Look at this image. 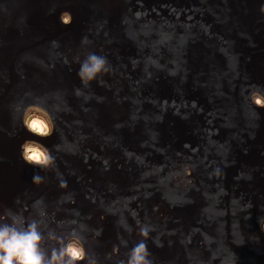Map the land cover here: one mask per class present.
Listing matches in <instances>:
<instances>
[{"label":"water","instance_id":"water-1","mask_svg":"<svg viewBox=\"0 0 264 264\" xmlns=\"http://www.w3.org/2000/svg\"><path fill=\"white\" fill-rule=\"evenodd\" d=\"M64 1L72 5L67 26L58 13ZM223 1L0 0V216L11 209L43 219L58 235L76 229L98 264L126 260L143 239V225L151 226L145 243L153 264H264V220L258 222L264 217V107L250 98L255 86L264 91V0ZM129 17L140 28L133 21L127 25ZM155 30L159 42L151 38ZM89 53L106 57L111 70L85 86L77 73ZM167 86L175 90L168 97ZM143 93L152 95L148 109ZM30 104L47 109L55 124L52 136L41 139L24 129L23 111ZM227 105L238 109V125L249 135H237L241 154H250L240 159L239 182L253 189L248 201L238 198L242 185L230 180L215 186L206 172L212 169L209 151L232 150L234 139L222 138L214 122L219 111L230 113ZM187 120L199 128L187 132ZM26 139L51 150L53 168L42 170L21 158ZM136 139L138 146L132 144ZM129 148L140 156L134 173H126L132 166H118ZM200 161L208 164L203 171ZM37 173L44 178L40 184L33 182ZM224 184H233L230 196L240 200L236 210L254 207L251 218L209 208L224 202L203 197L204 188L223 190Z\"/></svg>","mask_w":264,"mask_h":264},{"label":"clouds","instance_id":"clouds-1","mask_svg":"<svg viewBox=\"0 0 264 264\" xmlns=\"http://www.w3.org/2000/svg\"><path fill=\"white\" fill-rule=\"evenodd\" d=\"M261 11L264 12V6ZM60 22L70 25L73 16L70 11L60 13ZM86 39V38H85ZM51 43L58 46V41ZM111 70L106 57L95 53H89L80 62L78 77L80 81L88 86L98 76L107 74ZM75 94L79 96L81 90L75 89ZM250 98L258 107H264V91L260 86H255L250 92ZM22 125L31 136L48 138L55 131V124L47 111L40 104H30L22 116ZM54 147H59L55 145ZM21 158L29 165L44 169L54 167L55 158L51 150L37 140L26 139L21 144ZM43 177L37 173L33 176V182L40 184ZM61 187H66V182H61ZM39 215L44 217L46 212L41 210ZM86 226L81 224L80 228ZM43 219L28 218L21 212H13L11 209L5 211L0 216V264H98L94 255L90 256L84 247V237L80 231L71 230L67 235H58L54 230L47 229ZM151 230L150 225H143L139 229L143 237L127 253L126 260H120L119 264H153L150 259L151 253L145 243ZM131 231V229H129ZM102 229L95 231L99 236ZM49 242H53L49 244ZM159 245V241H156ZM122 244L127 246V241L122 240Z\"/></svg>","mask_w":264,"mask_h":264},{"label":"bare ground","instance_id":"bare-ground-1","mask_svg":"<svg viewBox=\"0 0 264 264\" xmlns=\"http://www.w3.org/2000/svg\"><path fill=\"white\" fill-rule=\"evenodd\" d=\"M106 2L111 3L112 0H106ZM223 2L225 3L227 1L224 0ZM224 3L220 2V4H218L217 8L219 9V7H220L222 9ZM65 10L70 11L72 13V5H71V3L65 2V1L62 2L60 4L59 8H58L59 15H60V13L62 11H65ZM133 11L134 10H130L129 13H135ZM198 11L199 12L201 11V8L200 7L198 8ZM124 13H127V12H124ZM151 13H156V12L154 10H152ZM124 19H125V17H124ZM129 21H133L134 23L137 22L135 24L133 23L134 26H133V24H130L131 27L132 26L134 27V29L140 28L139 21H137L136 18H133V19H132V17L127 18V20H126L127 25H129L128 24ZM214 22H216V21H214ZM140 24H141V22H140ZM125 26H124L123 29L120 30L121 32L124 31ZM146 26L147 25L145 24L141 28H144L143 30H146L147 29ZM148 32H150V30ZM181 33H183V31ZM150 35H152L151 38L153 37L157 42H159V40L157 39L158 38V34L156 33V30L153 31L152 34L150 33ZM183 35L185 36V33H183ZM136 36L139 37L140 34L139 33H136L135 35H133V37H135V38H136ZM141 45L142 46H145L144 43H141ZM159 54L162 57L163 56L162 54H164V51L163 52L162 51L159 52ZM167 54H168V56L170 58L169 51H168ZM229 58H227V60ZM145 59H143V60L146 61ZM184 59H186V57H184ZM209 66H212V65H210V63H209ZM152 72L153 73H151V74H154L155 73V71H152ZM183 75H184V82H185V84H187V85L191 84L189 82V81H191L190 80L191 78L187 77L185 74H183ZM210 82L211 83H214V84H218L219 83L217 80H211ZM205 85H206V82H205ZM206 86H209L210 87V85H206ZM19 90H20V88H19ZM172 92H175L174 88H171V87L167 86L166 87V90H165V92H163V94L166 97H168V96H170L172 94ZM217 95L221 96L219 93ZM142 97H143V100H144L143 101V106H144L143 109H148L149 108L148 107L149 106L148 105V102H149V100H151L152 95H147L146 96L143 93V96ZM208 100H209L210 103H214V100L213 99L212 100L208 99ZM89 105H90V103H89ZM91 106L92 105H90L89 107L91 108ZM227 107L230 109V113H226V114H224L222 116L221 115V112L219 111L217 113L216 120L214 118V122L217 123L216 127H217L218 130L221 131L222 138L228 139V142H230V140L232 141L234 139L232 141V143H231V146H232L231 153H228V151H226V150H223L222 153H220V151H218V150H216V151L212 150V151H209L208 152V153H210V160L208 161V164H209L210 167H212V169L211 170H207L206 172L208 174H210V175H213L212 176V179L215 182V186H217V185L219 186L220 183H222V182L224 183L225 181H227V182L233 181L234 183L240 184L239 182H241V176L244 173V172H241L240 171V168H242L241 167V164H240V159L245 157V159L247 160L248 157L250 156V154H246V153H245V155L241 154L240 147H237V144H239V140L237 139L238 133H240V134H242V135H244L246 137H249V135L244 131V129L241 128V126L238 125L240 123V120H241L239 118L240 115L238 114V111H237L238 109H236V107H234V106H229V105H227ZM209 108L210 107L207 106V109H209ZM85 109L87 110L88 108L86 107ZM132 110L136 113V115L138 116V118H140L141 112H138L137 113V108H135V109L133 108ZM214 110H219V109H214ZM148 125H150L151 127H153L155 125V123L153 122V118H152V120H149ZM184 127H185V130L187 132H190V133H192L195 129L199 128L197 126V123L193 122V120L192 121L187 120L186 124H184ZM257 128L258 127H255L254 126V128L251 129V131L253 132V134L256 131L255 129H257ZM119 141L120 140L117 139V140H115V143H119ZM178 141H179V138L174 137L173 144L178 145L177 144ZM120 144L123 145V143H120ZM132 144L138 146L139 145L138 144V140L136 139L135 141L132 142ZM134 147L136 148V146H134ZM222 147H223V144H222ZM135 148H132V151H130L131 148H129V151H130L129 154L126 153V156H124L121 159V161L119 162L120 165H118V166L121 167L120 169H124L125 170V169L129 168V166H132L131 168H129V169L126 170V173H134L135 169L133 167H137L136 165L138 164V160H139L137 158L140 157V156H135L136 153L133 152ZM126 149H127V147H124L123 148V150H126ZM172 151H174V150H171L170 152L169 151H166L165 152V155H171ZM143 152H146L147 154L149 153L148 150H144ZM111 153L113 154L114 152L111 151ZM112 154L110 155V158H113V155ZM208 155L209 154H207L206 156H208ZM153 159L155 161L154 162L155 165H157L160 162L158 156H155ZM141 163L139 165H141ZM208 164L206 163V161H204V163L202 161H200L198 163L199 168L201 169V171H203L204 168L208 167L207 166ZM248 164H250V163H248ZM248 164H247V166H249ZM115 165H117V164H115ZM115 165H112V163H111L110 166L111 167H113V166L115 167ZM144 168H146V167H144ZM204 175H206V174H204ZM232 179H234V180H232ZM111 184H112V186L115 185L113 181H111ZM240 185H242L241 186V189L242 190H241V193L238 194V198L241 201H243V200H245V201L251 200L253 198V196H255L254 195V192H253V189L250 188L249 186H245V184L244 185L243 184H240ZM232 186H233V184H232ZM232 186H230V185L229 186H225V184H224V186H222L224 192H223L222 189H217V190H214V191L213 190H210V189H207L208 190L207 191L206 188H204L205 190L202 192L203 193V197L208 198V199H210V197H211V198L214 199L215 203L222 202L221 200H223V202H224V204H222L220 206L219 205H211V206H209V208L218 209V208H221V206H222V207L226 208V215H229V216H232L233 217L235 214L241 213L242 218H244L245 220L251 218L252 211H253V208H254L253 206H250L251 204L242 205V207H241L242 209H240V211L236 210V208H237L236 205L239 206V201L240 200H238V199L235 200L234 197L230 196L231 193H232ZM262 187L264 188V186H262ZM211 189H214V188L211 187ZM74 196L76 197V200L78 202L80 197L78 195H74ZM230 202H233V203H230ZM262 205H263V203H262ZM262 205H260V207ZM128 212L129 213H127V212L125 213V217L123 216V218L127 219L126 222H128V220H129L128 218H131V215H132L131 214L132 213L131 211H128ZM206 217H207V215L204 216V220H206ZM262 217L263 216H259L258 217L259 218L258 219V222L259 223H261V220H264V217L263 218ZM261 227L264 229V223L263 222L261 223ZM109 239L112 240L110 237H109ZM159 242H161V241H159Z\"/></svg>","mask_w":264,"mask_h":264}]
</instances>
